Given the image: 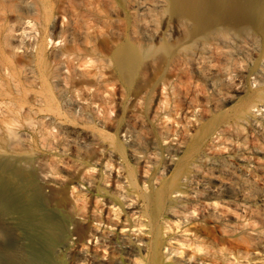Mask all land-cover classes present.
Segmentation results:
<instances>
[{
	"label": "rangeland",
	"instance_id": "obj_1",
	"mask_svg": "<svg viewBox=\"0 0 264 264\" xmlns=\"http://www.w3.org/2000/svg\"><path fill=\"white\" fill-rule=\"evenodd\" d=\"M88 2L0 0V179L8 177L2 163L12 158L43 190L45 211L68 220L67 237L53 248L62 264H82L83 245H90L88 264H143L141 240L150 234L140 215L142 193L176 170L183 153L173 149L196 142L181 176L185 192L165 204L162 220L179 218L182 224L163 237L161 264H264V32L232 29L204 45L202 35L189 42L182 23L168 26L159 11H151L145 23L137 22L146 30L144 40L139 32L134 36L142 47L155 48L159 38L173 34L175 57L145 53L126 83L109 61L119 39L111 28L115 8L102 4L94 11ZM90 18L97 23L91 26ZM195 172L196 180L184 178ZM196 189L200 195L194 197ZM129 199L136 201L132 211L140 212L129 213ZM205 202L211 205L204 211ZM173 207L183 212L173 216ZM20 215L0 214V264H30L40 250L39 234ZM121 217L128 230L113 224ZM94 230L127 234L128 240L123 248L104 247ZM169 243L174 256L165 250Z\"/></svg>",
	"mask_w": 264,
	"mask_h": 264
},
{
	"label": "bare ground",
	"instance_id": "obj_2",
	"mask_svg": "<svg viewBox=\"0 0 264 264\" xmlns=\"http://www.w3.org/2000/svg\"><path fill=\"white\" fill-rule=\"evenodd\" d=\"M89 2H91V0H89ZM89 2H88V4H89ZM92 2H93L92 5H94V6H91V5H89V6L93 7L94 11L100 10L102 7L100 9H98V5L100 7V5L102 6V4H104V5L110 4V5H112L110 7L115 8L114 15L117 17L116 18L117 20L116 21L114 20L115 22L113 21L114 23H112L113 25L115 24V26H113V27H111L110 25H107V26L108 27L110 26L111 28L116 29V30H114V29L113 30L118 33L119 39H118V42L116 45L114 43H112L115 45V47L113 46L109 61H111L113 63L114 67L116 68V72H117L118 76L121 79H123L126 83H130L134 79V77L137 73L138 67L142 61V58H144V55L148 54V52H154V51L161 50L163 52V55L165 54V56L168 58V60L174 59V57H175L176 49H175L174 43L171 41V38L173 36V34L171 33L172 31L170 32L172 34V36H170V38H159L161 40L160 45L158 47H155V48H152V46L148 47L146 45L143 46L144 47L143 48L142 47L143 43H140L141 37L140 36L139 37L134 36V33H133L134 31L139 32V34L142 36V40H144V32L146 30L141 31L140 30L141 27H139L137 22L140 21L142 23H145V21L148 20V18H146V17H147V15L150 16L149 12H151V11H153V12L159 11L161 14L160 17H163L162 19L164 20V22L167 25L170 22L173 23L174 22L173 20H176V22L179 21L180 24L182 23L181 26H184V28L182 27L184 29L183 34H184L185 38L188 39L189 42L195 41L197 36L202 35L204 45L208 44L211 40H214L216 38L223 36L224 34L228 33V31H231L232 29L236 32H243V31L248 30L249 28L253 27L254 29L260 31L261 33L264 32V0H100L99 4L97 3L98 2V0H97V2L95 1L98 4L97 6H96V4H94V1H92ZM37 5H38V3H37ZM91 7H90V10H91ZM45 8L47 10L51 11V7L45 6ZM106 8H104V9H106ZM106 10H107V13H109L110 10L109 11H108V9H106ZM101 11H99V13ZM92 14L94 16V13H92ZM103 14H104V12H103ZM84 16H85V14H84ZM87 16L88 15L86 14L85 17H87ZM95 16H96V14H95ZM80 17L82 18V16H80ZM152 17H153V13H152ZM88 18H87V20H88ZM150 18H151V16H150ZM84 19H86V18H84ZM90 19H92V18H90ZM102 20H105V19L102 18ZM91 21H90L91 22L90 25L93 26L94 25L93 22L94 21L96 22L97 20L93 21V19H92ZM100 22H101V20H100ZM100 22H99V25H101ZM105 22L107 23L106 20H105ZM74 23H75V20H74ZM147 23L150 24V22H146V24ZM78 24L75 23L74 25H78ZM178 24L179 23L177 22V26H178ZM85 25H88V24L86 23ZM90 25H88L87 27L89 28ZM169 25L171 26V24H169ZM78 27H80V26H78ZM101 27L99 29H102ZM135 27H139L138 28L139 30L136 29ZM95 29H97V28H95ZM103 29H105V28H103ZM143 29H147V27L143 28ZM109 30H110V28H109ZM167 30L169 31L170 28H168ZM108 33L113 34L111 31ZM146 33H148V32H146ZM114 36H116V34H114ZM113 37H112V39L114 40L115 37L114 38ZM154 37H156V36H154ZM146 38H147V35H146ZM172 39H174V38H172ZM175 60H177V58ZM173 61L174 60H172V62ZM125 133H128V132H125ZM122 137H124V136H122ZM115 146L120 153H124L126 150V147L121 142V140L116 141ZM195 147H196V142L186 144V146L184 144H182V145L177 146L176 148L174 147L175 149H173V150H175L176 152H182L183 153L180 160L176 164V166H177L175 168L176 170L171 175H169L166 179H162V178H160V176L157 177L158 179H162V180H159V184L156 187H154L153 190H151L150 192L146 191V192L142 193V197L144 199L145 204H144V211L142 212L143 209H141L142 214H140V215L143 216V218H142L143 224L145 226V229L146 230L148 229V232L150 234L148 239H146V238L144 239V237H143V239L141 240L142 245L144 246V251H145V254H144L145 259L143 258V262H142L143 264H161V259H160L161 255L160 254H161V244L163 242V237L165 235L173 234L176 230H178L180 228V225L182 224V222L179 218H176V220H174V222L173 221L171 222L169 220L168 221L162 220V215L165 211L164 208H165L166 201L170 197H177L176 195H173L175 193L180 192V194H181L182 192H185V191L181 190V186H182V183L180 182L181 178H182L181 176L184 172V169L186 171V167H187L186 165L189 164L190 160L192 159V157L194 155ZM131 154L133 156L137 155L136 154V148L131 150ZM138 156H141V155H138ZM141 157H140V159H141ZM11 159L9 158V160H5V161L3 160L4 162L1 165L2 172L6 173L7 174L6 177L7 176L8 177L5 178L2 176L3 178L0 179V188H2L0 190V193H3L0 195V214L1 215L2 214H9L15 210H18L21 214L20 216H21L22 222H24L30 228L34 229V231L37 232V234H39L40 238H39L38 243L40 246V250L38 252H36V254H34L33 258L30 259L31 260L30 264H62L59 260H57V258L55 259V256L58 255V253H57V251H56V253H53V251H54L53 248H55V246L57 245L58 242H62L63 240H65V237H67L66 232H68L69 230L67 228L66 229L68 231L65 229V225H66V227H68L67 226L68 220L66 218H64V219L61 218L58 220L52 214H50L47 210L45 211V209H44L45 194L43 193V190L41 189L39 184H37V181H35V179L32 176H30V173L25 171L20 166H18L19 164L17 165V162H16V164L12 165V162L11 163L9 162ZM172 159L173 158H171V160ZM29 163H30V161H29ZM193 164L194 163H192V165ZM116 165H117V163H116ZM143 166H145V165L143 164L141 168H143L142 170L145 172L146 170H144ZM192 167L193 166H191V168ZM26 173H29V174H27L29 177L25 176ZM1 175H0V178H1ZM31 175H32V173H31ZM129 175L132 176V175H134V173L131 171L129 173ZM111 176H113V175L111 174ZM196 177H197V174L195 172V173H192L191 175L190 174L186 175V177H184V178L185 179L187 178L186 180L194 181L197 179ZM111 179L114 180L113 178H111ZM110 185H111V183H110ZM8 186L13 187L12 193H14V195L10 192L11 190L10 191L8 190V192H7V190H5V189H7ZM77 188H79V187H77ZM112 189H114V188H112ZM84 191H86V190H84ZM192 192L194 194V195L192 194V196H194V197L200 195V191L197 189L193 190ZM201 195H202V192H201ZM178 196H181V195H178ZM25 200L28 201V206H26L27 204L23 203V201H25ZM93 200H94V198H93ZM129 200L131 201L128 204V207L131 208L129 213L135 214V213L140 212V210H136V209L134 211H132L133 207H131V205H133L134 202H136V201L134 199H129ZM153 203H156L157 207L156 206L154 207ZM22 204H24V205H22ZM79 204H81V202ZM105 204H107V198H106ZM203 204H204V201H203L202 205ZM134 205H136V204H134ZM206 205L207 206L203 207V209L206 207L209 208L211 203L209 206L207 203H206ZM213 205H212V207H213ZM182 206L184 207L185 205H182ZM196 206L197 205H195L193 208H195ZM217 206H218V204H217ZM99 207H98V209H99ZM105 208H107V207H105ZM116 209L117 208H115L114 210H116ZM205 210L206 209H204V211ZM191 211H192V213L195 214L198 210L196 212H194V210H191ZM90 212H92V211H90ZM182 212H183V210H181L178 207H173L171 209V214L173 216H177L178 214H181ZM186 212H188V211H185V214H186ZM198 212H197V214H198ZM106 214L108 216L109 212ZM145 214L148 217L147 220L144 218ZM116 215H118L117 212H116ZM75 217H77V216H75ZM82 217L84 219H87L89 217V215L87 213H85L84 215H82ZM72 218H73V216H72ZM109 218H111V217H109ZM126 220H127L126 218H124V219L122 218L120 220H117L115 223L113 222V224H115L116 227L121 228L123 230L127 224ZM78 221H79V219H78ZM101 222H102V220H101ZM102 224H103V222H102ZM109 224H111L110 221L107 222V225H109ZM113 224H111V225H113ZM187 229H189V227ZM91 230H93V229H91ZM125 230H128V229L125 228ZM138 230H142V229L139 228ZM192 230H194V229H192ZM94 231H96V233H95L96 235L98 234L97 238L99 239L102 246H104V247H106V246L109 247L110 245L115 246V244L117 243L118 246L122 245V248H123L125 246L124 245L125 242H127V240H128L127 234H123V235L117 234L116 235L115 233H106V232L100 233L99 230H98L99 232L97 230H94ZM191 232H194V231H191ZM87 235L90 236V233ZM87 238H89V237H87ZM172 238L175 239V237H172ZM176 241H180V240H176ZM89 246L83 245L82 248L80 249L81 250L80 251L81 252V258L83 260L82 264H88L87 263L88 258L91 257L89 255ZM95 247H96V245H95ZM166 248H165V250H166L168 256L173 255V253L175 251H177V250H175L176 248L174 247V245H172L171 243H169V245ZM177 248H178V246H177ZM188 248H189V245H188ZM59 250L63 251L64 246H61V249H59ZM219 250H221V249H219ZM70 252H72V250ZM128 252H129V250H128ZM179 254H180V252H179ZM131 255H133V254H131ZM174 255H175V253H174ZM133 257H134V255H133ZM138 260H139V263H141L140 262L141 259H138ZM187 260H188V258H187ZM131 262H132V260H131ZM187 262H189V261H187Z\"/></svg>",
	"mask_w": 264,
	"mask_h": 264
},
{
	"label": "built area",
	"instance_id": "obj_3",
	"mask_svg": "<svg viewBox=\"0 0 264 264\" xmlns=\"http://www.w3.org/2000/svg\"><path fill=\"white\" fill-rule=\"evenodd\" d=\"M74 239H76V238H74Z\"/></svg>",
	"mask_w": 264,
	"mask_h": 264
}]
</instances>
